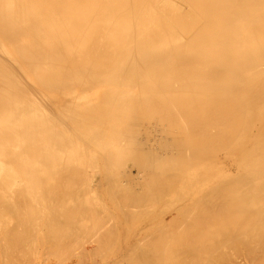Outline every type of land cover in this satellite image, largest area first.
I'll return each instance as SVG.
<instances>
[{
	"label": "bare ground",
	"instance_id": "bare-ground-1",
	"mask_svg": "<svg viewBox=\"0 0 264 264\" xmlns=\"http://www.w3.org/2000/svg\"><path fill=\"white\" fill-rule=\"evenodd\" d=\"M260 250L264 0H0V264Z\"/></svg>",
	"mask_w": 264,
	"mask_h": 264
},
{
	"label": "rangeland",
	"instance_id": "rangeland-1",
	"mask_svg": "<svg viewBox=\"0 0 264 264\" xmlns=\"http://www.w3.org/2000/svg\"><path fill=\"white\" fill-rule=\"evenodd\" d=\"M106 130H107V129H106ZM109 131H110V130H109ZM109 131H107V133H108ZM110 132H111V131H110ZM110 132H109L108 134H106V138L110 136V135H109V134H111ZM108 135H109V136H108ZM115 140H117V139H115ZM113 141H114V140H113ZM113 141H111V143H113ZM120 141H121V140H120ZM120 141H118V142H120ZM114 142H117V141H114ZM118 142H117V143H118ZM123 142H124V141H123ZM121 143H122V141H121ZM122 144H123V143H122ZM124 144H125V142H124ZM126 162H128V161H126ZM130 162H131V161H130ZM129 166H130V164L128 163V164H127V168H129ZM82 167L84 168L85 166H82ZM90 167H91V166L89 165V169L87 168L89 171H91ZM80 168H81V167H80ZM91 168H92V167H91ZM87 169H86V167H85V170L88 172ZM92 169H93V168H92ZM101 169H102V168H100V166H99V170H100V171H99V172H100L99 174H103V170H101ZM80 170H81V169H80ZM121 170H122V171L125 170V172H123V174L125 173V175L128 173V172H127L128 169H122V168H121ZM121 170L119 169V171L117 170L116 172H115V171H114V172L117 174V173H119ZM122 171H121V172H122ZM84 173H85V174H88V173H91V174H92V172H88V173H86L85 171H84ZM99 174H97V176H96V180H97V181L100 180V179H101V176H102V175L99 176ZM123 174L121 173V175H120V173H119L120 176H125V175H123ZM88 175H89V174H88ZM103 175H104V174H103ZM117 175H118V174H117ZM115 176H116V175H113V177H115ZM116 177H117V176H116ZM116 177H115V178H116ZM119 178H120V177H119ZM124 178H125V177H121V179H122L123 181L125 180ZM116 179L118 180V178H116ZM121 179H119V180H120L121 185H122L125 181L123 182ZM119 180H118V181H119ZM120 182H119V183H120ZM98 183H99V182H98ZM101 184H102V186H105V188H106V186H107L106 184H104V183H101ZM123 185L126 186L127 183H126V184L124 183ZM104 190H105L104 188H102V189L99 190V191H100V192H99L100 196L102 197V199H104L103 202H101L102 200L100 199V196L98 197V195H97V196H96V199L92 198V200H93V201H97V200H98V201H97V202H93V201H92V202H93L92 204H94V205L98 204L99 207H100V206L103 207V204H104V205H105V210H106V207L108 206L107 209L110 208L109 211L112 210V211H110V214H111V212H112V215H110V214H109V215L112 216L113 221L115 222V219H116V216H117L116 213L119 214L120 212L117 211L118 208H116V206L114 207V204L112 205L114 208H111L110 203H108L109 201L106 199V198H109V200H110V197L106 196L107 194H106V192H105ZM104 192H105V195H104ZM104 196H106V198H105ZM98 198H99V199H98ZM99 200H100V201H99ZM107 201H108V202H107ZM149 201L152 202V200H149ZM100 202H101V204H102V203H103V204L100 205ZM104 202H105V203H104ZM149 204H150V203H149ZM149 204H148V205H149ZM94 205H93V206H94ZM96 206H97V205H96ZM96 206H95V207H96ZM98 206H97V208H98ZM149 207H150V205H149ZM149 207H147V205H146V209H147V210L149 209ZM115 208H116V209H115ZM113 209H115L116 212H115ZM150 209H152V205H151V208H150ZM150 209H149V210H150ZM149 210H148V211H149ZM107 211H108V210H107ZM113 211L115 212L114 214H115L116 216H115V215L113 216ZM119 215H120V214H119ZM119 217H120V216H119ZM114 218H115V219H114ZM138 218H140V217H137V223H139V221H140V220L138 221ZM12 219H13V218H12ZM12 219H9V220L13 221L12 223H15V222H14L15 220H12ZM117 219H119V220L121 219L122 222H123V219H124V218L121 216V218H117ZM117 219H116V220H117ZM119 220H118V222L116 221V222L114 223L115 225H113V226L116 227V223H119V222H120ZM125 220H126V219H125ZM133 220H134V219H133ZM5 221H6V223H8V222H7L8 219L5 220ZM130 221H131V222H130ZM130 221L128 222L127 226H131V224L133 223L132 220H130ZM122 222H120L121 224L119 223L120 226L117 224V226L119 227V228H118V227H117V228L121 230L120 227H122V228H123V229H122V232L124 233L125 228L123 227L124 224L122 225ZM9 223L11 224V222H9ZM126 223H127V221H126ZM134 223H135V225H134ZM134 223H133V226H135V227L133 228V226H131V227H132V231H133V229H134V231H137V230H138V227H139V224L136 225V224H137V223H136V220L134 221ZM90 225H91V224H90ZM12 226H14V229L17 228V227H15L16 224H15V225H12ZM91 226H92V225H91ZM137 226H138V227H137ZM10 227H11V226H10ZM88 227H90V226H88ZM115 227H114V228H115ZM131 227H130V228H131ZM117 228H115V230H114V231H115V234L118 233V229H117ZM136 228H137V229H136ZM11 229H12V227H11ZM116 229H117V230H116ZM127 229H129V228H127ZM127 229H126V230H127ZM12 230H13V229H12ZM126 230H125V232H126ZM122 232H120L119 234H120V235H123ZM127 232H128V231H127ZM127 232H126V233H127ZM129 232H130V231H129ZM124 234H125V233H124ZM111 235H113V234H111ZM120 235H119L118 237H116V235H115L116 240H117V241L122 240V242H123L125 236L123 235V237H122V236H120ZM109 236H110V235H109ZM107 237H108V236H107ZM107 237H106V238H107ZM113 237H114V236H113ZM119 237H120V238H119ZM118 238H119V239H118ZM108 239H109V240H108ZM108 239H107V240L110 241V242L112 241V239H113V241H115L114 238H112V236H111L110 238L108 237ZM110 239H111V240H110ZM125 239H126V238H125ZM107 240H105L106 242H104V245H105V246H106V244H107V246H108V244H110V243H108ZM113 241H112V242H113ZM86 242H87V244H88V241H87V240H86ZM89 242H90V241H89ZM120 242H121V241H120ZM105 243H106V244H105ZM113 243H115V242H113ZM112 245H113V244H112ZM41 246H42V248H49V247H50L49 245H48V247H46L47 245H46V246L41 245ZM107 246H106V247H107ZM110 246H111V245H110ZM27 248H28V247H27ZM42 248H41V250H42ZM50 248H52V247H50ZM108 248H110V247L108 246ZM104 249H105V247H104ZM106 249H107V248H106ZM260 251H261V250H260ZM262 252H263V253H262ZM16 253H17V252H16ZM16 253L14 254L15 257H16ZM21 253H22V252H19V253L17 254L18 257H17V260H15L16 262L18 261L19 264L22 262V261H20L21 258L19 257V256H21V255H19V254H21ZM23 253H24V252H23ZM259 253H260L261 255H260V254H258V255L260 256V258H262V261H263V263H264V260H263V259H264V257H263L264 251L262 250V251L259 252ZM240 255L243 256V254H240ZM237 256H239V255H237ZM22 257H23V254H22ZM12 258H13V256H12ZM18 258H20V260H19ZM43 258L46 259L47 257H43V256H42V259H43ZM260 258L257 259L258 262L260 261V260H259ZM15 261L12 262V263L10 262V264H13V263L18 264V263H16ZM257 261L255 262V264H258ZM262 261H261V262H262ZM263 263H260V264H263ZM1 264H2V263H1ZM8 264H9V263H8Z\"/></svg>",
	"mask_w": 264,
	"mask_h": 264
}]
</instances>
